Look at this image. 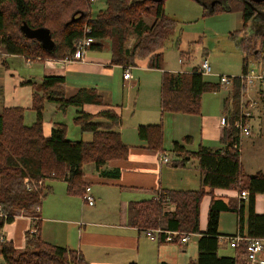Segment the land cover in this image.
<instances>
[{
  "label": "trees",
  "instance_id": "1",
  "mask_svg": "<svg viewBox=\"0 0 264 264\" xmlns=\"http://www.w3.org/2000/svg\"><path fill=\"white\" fill-rule=\"evenodd\" d=\"M223 1H226L225 7L210 4L205 13H211L208 8L214 12L227 8L232 12H240L243 30H247L258 8L264 5L248 0ZM164 2L107 0L106 8L93 16V0H0V58L22 55L28 60L63 59L74 52L80 39L92 37L95 41L90 50H101L108 43L113 64L125 68L147 60L148 67L163 69V49L178 25V21L166 13ZM81 11L85 13L82 18L68 22L76 12V16H79ZM146 17L154 19L149 26L144 21ZM23 22L31 28L50 29L56 43L55 49L47 50L40 41L27 37L21 29ZM132 33L138 37L128 47L127 41ZM259 36L260 47L255 50L252 49V36H245L238 41L245 53L243 71L249 65L251 51L253 55H262L264 52V32ZM254 38L257 40L258 37ZM65 81L64 76L53 74L44 75L40 82L24 81V84L34 87L31 109L36 116L31 124L25 123L24 107L7 106L0 111V264H83L85 258L80 251L55 244L40 234L39 214L47 191L46 182L56 179L65 181L69 195L84 197L90 185L84 180L85 164L94 163L105 174L100 168L106 162L124 159L129 155L130 146L123 142L120 132L114 129L122 122L121 114L109 105L97 114L81 110L75 117L82 131L92 132L91 141L69 139L63 122L56 123L48 136L44 134L43 110L46 102L58 104V109L64 112L70 106L103 103L102 96L94 88H81L73 96L67 97ZM219 85V81L213 83L206 80L199 72V66L194 67L191 73L163 70L160 83L162 112L200 114L202 95L209 90H218ZM241 88L239 83L235 85L236 100ZM261 94L264 95V90ZM96 116H103L109 123L92 122ZM137 132L147 142L148 148L166 152L162 122L140 125ZM188 140L173 143L171 151L174 158L170 163L184 166L191 158H196L201 188H164L150 199L132 201L127 209L128 223L145 231L161 229L160 235L164 240L167 231L180 232L173 241H179L181 233L200 234L199 255L194 264H246L247 241L242 240L234 247L237 255H225L219 252L221 238L240 233L246 238L264 239V211L256 210L257 194L264 196V173L245 172L241 151L233 146L236 137L229 138L224 147L211 149L200 145L194 151L188 150L183 144ZM26 179L30 182L26 183ZM205 187H209L210 191L215 188L236 189L240 194L246 190L248 196L243 197L239 205L223 199H212L207 228L201 231L200 210L207 194ZM43 188L46 190L42 192ZM223 211L237 214L236 233L225 235L220 232V215ZM19 213L37 219L34 221L35 230H29L26 234L27 242L23 250H19L12 240L2 235L5 224L12 222Z\"/></svg>",
  "mask_w": 264,
  "mask_h": 264
},
{
  "label": "crops",
  "instance_id": "2",
  "mask_svg": "<svg viewBox=\"0 0 264 264\" xmlns=\"http://www.w3.org/2000/svg\"><path fill=\"white\" fill-rule=\"evenodd\" d=\"M95 1L96 0H93V3ZM198 1L202 3L201 0ZM213 1H216V3L214 5L211 3L212 6H222V0ZM251 3H253V1ZM260 4H264V2H260ZM202 5L206 7L204 8L205 12L208 6H205L204 3H202ZM208 10H210L211 13H214L213 10L209 8ZM222 11L232 12L228 10V8ZM239 14L241 15L242 23L240 28L236 31L242 32L243 17L241 13ZM261 15L262 13H257L256 16L250 20L247 30H250L249 28L251 24H256L258 21H264V18H262L263 16ZM153 20V18L150 19V17H146L144 21L146 25L149 26L152 24ZM133 36L134 42L138 36L137 34L132 33L130 38ZM128 41L127 46L130 47L133 42L129 44ZM104 50H108L109 55L103 53ZM90 51L91 52L88 54L86 61L65 62L62 59L31 60V62H40L42 64V74L38 77H19L17 83H19L22 88H30L29 100L28 103L25 105L23 104L24 106L20 103L17 105L6 103L5 95L3 94L6 90L5 86L2 84V76H0V91L2 92L0 94V111H2L7 106H21L25 109H31L34 87L30 84H24V81L40 82L44 75L53 74L65 77L66 81L64 85L67 97L73 96L81 88H94L102 96V104L86 103L81 107L73 106L77 112L76 116L81 110L92 114H97L100 110L106 108L107 105H109L117 109L122 117V112L119 109L120 104L118 102L115 103L112 99V91H109L107 87H100L96 83L87 82L84 78H107L114 75L118 68L122 69L124 81L134 79V76L131 79H125L124 66L113 64L111 62V53L108 43H105L101 50L96 49ZM183 54L184 53L182 52V55ZM9 56L20 55H8L5 58H0V72L2 70L1 66L9 65ZM181 61L183 62L182 58ZM167 69L169 68L165 66L164 61V68L158 70H160L162 73L163 70ZM173 72L177 73L178 71ZM139 83L140 81L134 82L135 85H139ZM227 87L229 88V95L223 102V112L221 113L222 107H220L211 114H205L201 116L200 138L198 144L193 146L195 143L194 134H191L189 131L183 132L181 138L179 139L174 138L172 141L173 143L175 141L184 142V139L188 138L189 140L183 144L188 150L192 151L197 150L200 145L208 146L211 149H217L225 146L226 142L228 141V133L222 125V117L230 116L237 108V106H234L233 103L234 100H236L233 96L234 91L231 90V86ZM254 90L255 89H250L247 91L248 96H250V93ZM255 99L258 101V103H261L263 102L264 95H262L260 92L259 95L255 96ZM55 106H58V104ZM157 109H159V116L161 117L160 122L162 123L164 117H176L178 114H186L164 113L161 109V103L159 106H156L155 104L153 111L151 113L149 112L150 115H152V118H146L147 120L140 122V124L137 126V130L140 125L160 123L157 122V120L155 121L153 118V115H158ZM186 115L196 116L197 114ZM59 121L60 120L54 118L47 120L44 114V134L48 136L52 127L56 123H60ZM92 122L109 123V120L103 116H96ZM114 129L120 132L123 142L130 146L128 157L124 159H111L106 162V164L100 168V170L105 172V174H102L96 168L94 163L85 164L83 166L84 180L90 184L88 186L91 188L89 193L93 196L94 203L91 205L84 197L79 196L77 198H80L81 200L78 199V208L75 210L76 205L73 203L75 200L71 199V197L74 198L73 195H69L67 191H65V194L62 192L64 197H61V201L59 200L57 204L54 205L55 209L53 211V216L50 218L49 216L43 218V213L45 214L46 212H43L41 206L39 214L41 218L40 234L45 239L55 244L67 246L80 251L85 258L83 264L196 263L199 255L198 239L200 234H191L189 240L186 243L164 240L160 234L148 236L145 230L139 229L128 223L127 209L130 202L150 199L154 197L155 193L160 189L201 188L202 180L198 168V160L196 158H191V160L184 166L172 165L170 161L174 158V154L171 151L173 143L168 149L165 146L166 152L164 153L159 150L148 148L146 146L147 142L141 139L139 136H135V134L130 138L127 136L123 129V117L120 126L115 127ZM82 132L85 134L83 138L81 137L79 140H92L93 134L91 131L87 130ZM258 139L259 138L255 133V127L253 125L251 134L244 136L241 141V162L247 174H253L258 171L264 173V166H262L263 161H256L254 158V155L257 157L263 150L262 147L264 148V142L261 141V139H259L260 142H258ZM162 156H167L169 158V162H163ZM46 185V195H48L52 186L50 185L49 181L46 182ZM205 189L207 194L202 200L200 210L201 231H205L207 228L208 213L212 199H223L226 202L231 201L235 205H239L241 199L243 198L240 192L236 189L215 188L212 191H210L209 187H205ZM111 195L118 197L120 200L122 209H120L119 212L116 210L117 203H113L111 205L106 204V200ZM97 201L98 205H96ZM256 210L257 212L264 211V196L262 194H257L256 196ZM228 213L233 214L232 216L234 219V227L231 230L223 229L221 227L222 223L224 222V216H226ZM49 219L52 220L50 223H54L53 228L52 226H47V220ZM35 220L37 221V219H34L31 216L19 213L12 222L5 224L4 228L2 229V235L8 240H12L17 248H24L27 242V232L29 230H35ZM237 220L238 218L235 212H221L219 224L220 232L225 235L236 233L238 230ZM62 224H67L68 227L66 230L62 229ZM191 236L195 237L194 241L192 240ZM221 241L222 243L219 250V252L221 251V254L237 255V250L231 246L228 240L222 239ZM262 243L263 250L258 255L261 263H251L246 260V264H264V239H262Z\"/></svg>",
  "mask_w": 264,
  "mask_h": 264
},
{
  "label": "rangeland",
  "instance_id": "3",
  "mask_svg": "<svg viewBox=\"0 0 264 264\" xmlns=\"http://www.w3.org/2000/svg\"><path fill=\"white\" fill-rule=\"evenodd\" d=\"M201 1L205 6L213 2V0ZM225 2L226 1L222 2L224 7ZM106 3L107 0H96L92 3V15L96 16L101 9L106 8ZM202 3L198 0H165L164 5L166 13L178 21L176 30L163 49L165 66L169 68L167 70L191 73L193 68L200 66L204 58L207 57L212 67L213 74L204 75L206 80L216 83L219 81V75H241L243 73V58L245 53L239 46L238 41L245 36H252V49H258L261 39L258 37L256 40L254 37L259 36L257 33L260 34L264 32V21H258L254 25L251 24L250 30H242V32L236 31L240 28L242 23L240 12L219 11L206 14L204 12V8L206 7H204ZM258 10H260V13H262L261 16H263L264 5L258 8ZM133 39L134 36L130 38L128 43L131 44ZM0 50L2 49L0 48ZM90 52L91 51H89L88 54ZM182 52L184 53L183 55ZM0 53L2 52L0 51ZM103 53L109 55L108 50H104ZM251 54L252 55L249 57L250 66H258L260 64L258 62L261 61L264 63V52L262 55H253V51H251ZM3 57L4 56H2V58ZM8 62V66H1L2 70L0 72L2 84L5 86L6 90L5 93H3L5 95V101L7 104L17 105L20 103L25 105L29 100L30 88H22L19 83H17L18 79L21 76L25 78L41 76L42 64L40 62H31V60L21 55L9 56ZM130 66H133L131 73H133L134 76V79L131 80L124 81L121 68H118L114 75L107 78H84L87 82L96 83L98 86L107 87L109 91H112L111 96L113 101L120 104L119 109L122 112L123 129L129 138L134 136V134L138 136L137 126L140 122L147 120L146 118H152L150 113L153 111L155 104L156 106L160 105V83L162 76L160 70L147 66V60L139 61L137 66ZM136 81H140L139 85L134 84ZM219 86L220 88L218 90H209L202 95L201 114H197L196 116L178 114L176 117L167 116L163 118L164 146H166L167 149L172 146L173 139L181 138L185 131L194 134L195 143L193 146L198 144L201 116L211 114L220 107H222L221 113L223 112V102L229 95V88L223 85ZM234 88L235 87L231 86V90L234 91L235 94L236 89ZM242 90L243 88L240 90L241 93ZM256 91L254 90L251 92L250 96H248L247 92L245 96L256 100L255 96L259 95L262 90H260L259 93ZM1 93L0 91V94ZM241 97L242 96H240L239 101L234 100V106L239 105ZM55 105L54 102L45 103L43 111L46 119L50 120L54 118L60 120L59 122L65 123L67 137L69 139L74 141L81 139V137L83 138L85 133L82 132L80 125L75 122L77 113L75 107L70 106L64 112L59 110ZM157 111L158 115H153V118L155 121L157 120V122H160L161 117L159 116V109H157ZM255 112L256 115L252 118L251 125H254L257 137L264 142V99L261 103L257 101ZM24 114L25 123L31 124L36 116L35 111L33 109H25ZM259 139L258 142H260ZM262 149L263 150L257 157L254 155V158L256 161H263L262 166H264V148L262 147ZM64 182L65 181L58 179L49 180L53 189L51 188L50 193L43 197L42 209L43 212H46L45 214L43 213V218L48 216L50 218L54 215V205H56L59 200L61 201V197H64L62 192L65 194V191H67V185L66 182ZM44 190H46V188H43L42 192ZM73 197L74 198L71 197V199L75 200L73 203L76 205L75 210H77L78 199H81L77 198L79 196L73 195ZM113 203H117L116 210L119 212L120 209H122L120 200L118 197L111 195L106 200V204L111 205ZM96 205H98V201ZM232 215L233 214L228 213L224 216V222L221 226L223 229H233L234 219ZM47 221V226H52L53 228L54 223H50L52 220L49 219ZM61 227L63 230H66L68 226L67 224H62ZM191 237L194 241L195 237ZM19 250H23V248Z\"/></svg>",
  "mask_w": 264,
  "mask_h": 264
},
{
  "label": "built area",
  "instance_id": "4",
  "mask_svg": "<svg viewBox=\"0 0 264 264\" xmlns=\"http://www.w3.org/2000/svg\"><path fill=\"white\" fill-rule=\"evenodd\" d=\"M92 37H84L80 39L75 46V50L71 55L66 56L62 60L65 62H74V61H86L88 52L90 51V46L94 43ZM1 54V53H0ZM30 60V59H29ZM260 63L258 66H250L246 68L245 71L239 76H226L219 75V83L223 86H232L235 87L237 83L243 88L241 93V101L239 105L234 110L230 116L222 117V125L228 133V139L236 137V140L233 143V146L241 151V141L244 136H248L252 132L251 120L256 115L255 109L257 108V101L246 97L245 94L250 89H255L257 92L264 90V63ZM133 66L125 67L124 78L131 79L133 77L131 69ZM199 72L203 75H211L212 67L207 57L204 58L201 65L199 66ZM162 161L167 163L169 158L163 156ZM30 180L26 179V183H29ZM41 183V182H40ZM36 188V184H35ZM90 187H87V192L84 195V198L88 201L89 204L94 203L93 196L89 193ZM242 197L248 196V191L241 192ZM162 232L161 229H152L146 231L148 236L158 235ZM180 232L167 231L166 240L173 241L174 236ZM190 233H181L179 239L180 243H186L189 240ZM221 239H227L230 241L232 247H235L239 244L240 241H247V261L251 263H261L259 259V254L263 250L262 239L258 237L246 238L245 236L237 233L232 236H223Z\"/></svg>",
  "mask_w": 264,
  "mask_h": 264
},
{
  "label": "water",
  "instance_id": "5",
  "mask_svg": "<svg viewBox=\"0 0 264 264\" xmlns=\"http://www.w3.org/2000/svg\"><path fill=\"white\" fill-rule=\"evenodd\" d=\"M154 1H160V0H154ZM255 2H264V0H252ZM250 1V2H252ZM216 3V1L212 2V5H214ZM78 12H76L70 21L68 22H73L76 21L80 18H82V16H84V12L81 11L79 16H76ZM257 13H260V10L257 11ZM21 29L23 31V33L30 38H33L34 40H38L41 42V44L43 45V47L47 50L53 51L55 49L56 43L52 37V33L50 31V29L46 28V27H39V28H31L26 22H23L21 24Z\"/></svg>",
  "mask_w": 264,
  "mask_h": 264
},
{
  "label": "flooded vegetation",
  "instance_id": "6",
  "mask_svg": "<svg viewBox=\"0 0 264 264\" xmlns=\"http://www.w3.org/2000/svg\"><path fill=\"white\" fill-rule=\"evenodd\" d=\"M253 3H255V4H258V2H255V1H253ZM260 4V3H259ZM263 17H264V15H263ZM254 25V24H253ZM256 26H258V25H256ZM258 35H259V33H257ZM257 37H260V36H257Z\"/></svg>",
  "mask_w": 264,
  "mask_h": 264
}]
</instances>
